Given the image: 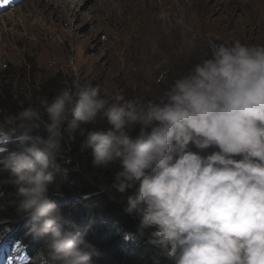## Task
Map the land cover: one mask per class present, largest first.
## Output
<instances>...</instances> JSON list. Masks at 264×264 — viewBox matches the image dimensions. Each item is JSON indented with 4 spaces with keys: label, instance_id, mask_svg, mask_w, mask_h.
<instances>
[{
    "label": "clouds",
    "instance_id": "obj_1",
    "mask_svg": "<svg viewBox=\"0 0 264 264\" xmlns=\"http://www.w3.org/2000/svg\"><path fill=\"white\" fill-rule=\"evenodd\" d=\"M104 120L108 128L96 127ZM66 130L84 136L94 165L119 166L112 187L130 192L123 211L154 248L153 264H264V44L213 43L155 101L73 80L0 120V167L28 234L43 238L34 255L25 250L28 264H95L101 255L52 191L67 175Z\"/></svg>",
    "mask_w": 264,
    "mask_h": 264
},
{
    "label": "rangeland",
    "instance_id": "obj_2",
    "mask_svg": "<svg viewBox=\"0 0 264 264\" xmlns=\"http://www.w3.org/2000/svg\"><path fill=\"white\" fill-rule=\"evenodd\" d=\"M36 2L0 4V94L15 99L26 83L61 77L147 103L210 57L213 43L264 44V0H83L70 15L65 0ZM5 238L0 264H28Z\"/></svg>",
    "mask_w": 264,
    "mask_h": 264
},
{
    "label": "trees",
    "instance_id": "obj_3",
    "mask_svg": "<svg viewBox=\"0 0 264 264\" xmlns=\"http://www.w3.org/2000/svg\"><path fill=\"white\" fill-rule=\"evenodd\" d=\"M184 74L186 72L180 76ZM66 85L70 84L65 79L53 77L43 82L26 83L24 92L16 99L9 92L0 94V120L29 104L38 105L43 96L51 99ZM96 127L108 128L109 125L104 120ZM83 140L84 136L79 132H64L62 152L66 160L61 163L67 175H58L52 186L53 192L62 194L55 198L56 203L65 218L75 220L82 231L87 229L88 239L101 253L99 258L93 257L95 264H153L154 248L136 232L138 220L123 211V203L130 192L122 194L112 187L119 166L114 164L104 168L94 165L91 150L82 147ZM213 150L216 149L207 151ZM18 203L10 173L0 167V238L6 237L1 242L5 246L17 247L18 253L24 254L26 250L28 256H32L42 247L43 238L28 234L31 221L18 214ZM159 264L172 262L161 260Z\"/></svg>",
    "mask_w": 264,
    "mask_h": 264
},
{
    "label": "bare ground",
    "instance_id": "obj_4",
    "mask_svg": "<svg viewBox=\"0 0 264 264\" xmlns=\"http://www.w3.org/2000/svg\"><path fill=\"white\" fill-rule=\"evenodd\" d=\"M51 1V0H50ZM83 0H65V2H66V6H68L69 8H70V10H69V15L71 14V9L73 8L72 6L73 5H76V4H79V3H81ZM101 2V1H100ZM37 5L40 3V0H37ZM55 5H56V2H54L53 4H52V6H53V9L56 11V13L58 12V11H60V10H58V8H56L55 7ZM102 6H103V8L104 9H108L109 8V3H104L103 2V4H102ZM37 7V6H36ZM38 11V10H37ZM38 12H40V11H38ZM81 14H83V12H80ZM67 14V15H68ZM78 14H79V12H78ZM59 19H61V15H58L57 16ZM65 17V16H64ZM65 19V21H66V17L64 18Z\"/></svg>",
    "mask_w": 264,
    "mask_h": 264
},
{
    "label": "snow or ice",
    "instance_id": "obj_5",
    "mask_svg": "<svg viewBox=\"0 0 264 264\" xmlns=\"http://www.w3.org/2000/svg\"><path fill=\"white\" fill-rule=\"evenodd\" d=\"M11 0H0V4H9Z\"/></svg>",
    "mask_w": 264,
    "mask_h": 264
}]
</instances>
